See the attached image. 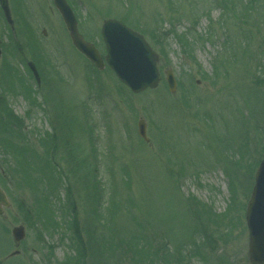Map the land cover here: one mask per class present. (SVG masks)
<instances>
[{
  "label": "rangeland",
  "instance_id": "rangeland-1",
  "mask_svg": "<svg viewBox=\"0 0 264 264\" xmlns=\"http://www.w3.org/2000/svg\"><path fill=\"white\" fill-rule=\"evenodd\" d=\"M170 1L176 11L168 0H75L80 28L85 30L82 35L91 32L87 36L100 51L98 33L104 16L135 25L133 16L140 19L141 12L124 8L143 11L147 30L143 36L157 55L161 79L154 88L134 94L107 68L93 72L72 47L51 0H20L24 7L17 12L31 17L40 46L68 83L59 82L61 86L48 93L42 88L34 103L26 93L24 97L10 92L4 96L6 102L22 118L27 144L37 147L41 161L45 151L38 139L52 131L49 97L60 102L65 114L73 108L70 114L77 121L71 129L79 146L70 144L54 158L68 174L71 195L69 199L65 181L56 187L52 207L58 225L50 227L29 210L34 209L39 190L47 191L45 183H37L38 193L24 185L0 140V187L10 201L0 215V264H76V243L81 241L89 249L85 264H93L94 259L102 264H251L244 212L264 157V80H260L264 79V0L252 2L255 6L243 12L245 16L229 11L235 17L219 24L223 11L214 0ZM234 1L239 7L247 3ZM17 4L9 0L15 21L12 9ZM8 27L0 10L4 48L0 71L4 56L25 80L28 73L19 48L26 31L20 36L15 30L12 36ZM182 36L192 49L182 45ZM46 69L50 78L58 80ZM169 69L177 83L172 94L164 75ZM27 80L35 86L32 78ZM14 89H19V80ZM140 118L146 122L147 142L137 133ZM86 125L93 127L91 134ZM66 161L72 172L67 171ZM38 172L47 178L51 170L40 167ZM89 172L102 183L99 202L80 180ZM72 214L78 235L65 223ZM19 224L26 236L15 246L11 228ZM100 237L106 239L104 258L94 243H87ZM14 250L18 254L9 256ZM179 253L184 254L180 260Z\"/></svg>",
  "mask_w": 264,
  "mask_h": 264
},
{
  "label": "water",
  "instance_id": "water-1",
  "mask_svg": "<svg viewBox=\"0 0 264 264\" xmlns=\"http://www.w3.org/2000/svg\"><path fill=\"white\" fill-rule=\"evenodd\" d=\"M53 2L64 20L74 46L97 67L102 68L104 63L101 56L78 34L75 17L65 0H53ZM0 5L10 21L7 0H0ZM102 35L107 52L105 61L122 83L136 93L147 87L156 86L159 81L156 57L143 37L115 20H106L103 23ZM31 69L39 82L37 72L32 65ZM167 82L170 91H174L175 80L171 71H167ZM138 128L139 134L146 139L143 121L139 122ZM8 206L9 202L0 189V214L3 212V207ZM245 219L249 230V258L253 263L264 264V159L259 163L255 173ZM11 233L16 243L25 236L23 226L13 227Z\"/></svg>",
  "mask_w": 264,
  "mask_h": 264
},
{
  "label": "trees",
  "instance_id": "trees-1",
  "mask_svg": "<svg viewBox=\"0 0 264 264\" xmlns=\"http://www.w3.org/2000/svg\"><path fill=\"white\" fill-rule=\"evenodd\" d=\"M17 122L18 121H17L16 117L12 114L11 110H9L7 108V105L5 104L3 99H0V131L1 130H4V131L7 130L8 131L12 124L18 125ZM57 139H58V136L56 134H54L52 136V140H51V142L53 143L54 149H56V147H57L56 146ZM2 145L4 147L10 148L14 153L16 152V154L19 155L20 159H17L15 161V165H16L15 167H18V169H16V171L21 172V174H22L21 175V181L24 185L32 186L35 189V187L37 186V183H40V181H43L45 183V185H43V186H46L47 191L46 190L44 191L42 188H41V190H39L41 192V195L39 194V197L36 200V203L34 205V209H29V210L32 212L34 217L37 218L38 220L43 219L44 225L50 226V227L57 226L58 223L55 220V216L53 215L54 208L52 207V203L54 205V201H53L52 197L54 196L56 187L58 185H60L61 183H63V181L66 179V180H68V183L66 185V192H67L69 199H70L71 187H70L69 177L67 175H64L63 171H60L55 165H52V166L49 165L46 160H44L42 162L41 168H44L46 172L47 171L50 172V170H51V173L48 174L47 178L46 177L42 178L39 176L35 177L28 170V169H30L31 165L34 162L27 159V157L25 156V149L24 148L15 147L12 144H10L9 142H4V144H2ZM9 167H11V166H9ZM41 173L44 175L43 171ZM38 174H39V172H38ZM40 176H42V175H40ZM80 180H81V182H83L84 188L85 187L88 188L90 186L92 195L95 197H98V199H96L95 201L99 202L101 182L98 180L97 174H95L93 172L81 174ZM36 191L38 193V190H36ZM114 195H115V193H112L111 199H112V196H114ZM111 199H110V201H111ZM96 211L98 214H100V206L97 207ZM25 214L30 215L28 211H26ZM65 223H66L67 227L71 230L73 235H78L77 221H76L74 214H72L69 219H66ZM73 235H72V237L74 238ZM105 242H106V239L100 237V239H95L94 241L87 242V243L88 244L94 243L95 249L98 250L100 252L101 256L104 258L103 252L105 249ZM76 246L78 247V249L76 250L77 253L75 254V259H77L76 264H85V259L88 256L89 249L86 247V243L84 244L82 241L80 244L76 243ZM108 249L111 250L109 255H112L113 254V246L111 244H109ZM195 249L198 250L199 246H196ZM201 253L202 252H200V251L196 252V254H198V255H200ZM94 257H96L98 259V257L96 255H94ZM182 258H183L182 254L179 253V260ZM92 263L93 264H102L99 260H96V259H94L92 261ZM60 264H62V263H60Z\"/></svg>",
  "mask_w": 264,
  "mask_h": 264
}]
</instances>
